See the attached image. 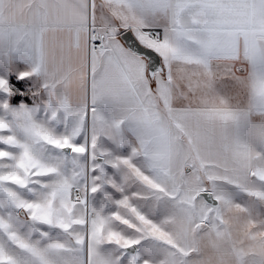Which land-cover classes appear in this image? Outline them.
I'll list each match as a JSON object with an SVG mask.
<instances>
[{"label":"snow or ice","instance_id":"6c2138e0","mask_svg":"<svg viewBox=\"0 0 264 264\" xmlns=\"http://www.w3.org/2000/svg\"><path fill=\"white\" fill-rule=\"evenodd\" d=\"M0 264H264V0H0Z\"/></svg>","mask_w":264,"mask_h":264}]
</instances>
